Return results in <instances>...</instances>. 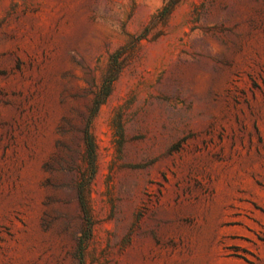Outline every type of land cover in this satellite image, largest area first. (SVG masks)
<instances>
[{"label": "rangeland", "instance_id": "1", "mask_svg": "<svg viewBox=\"0 0 264 264\" xmlns=\"http://www.w3.org/2000/svg\"><path fill=\"white\" fill-rule=\"evenodd\" d=\"M0 264H264V0H0Z\"/></svg>", "mask_w": 264, "mask_h": 264}]
</instances>
